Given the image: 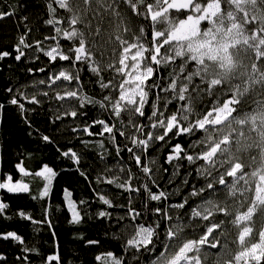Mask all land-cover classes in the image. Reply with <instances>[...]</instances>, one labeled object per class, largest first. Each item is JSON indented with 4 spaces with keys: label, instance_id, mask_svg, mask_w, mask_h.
Listing matches in <instances>:
<instances>
[{
    "label": "snow or ice",
    "instance_id": "snow-or-ice-1",
    "mask_svg": "<svg viewBox=\"0 0 264 264\" xmlns=\"http://www.w3.org/2000/svg\"><path fill=\"white\" fill-rule=\"evenodd\" d=\"M44 6L45 13L32 27L23 14L27 6L19 14L17 9L0 8V30L14 16L23 21L15 24L23 29L18 40L9 45L0 42V73L5 67L12 71L9 61L27 65L21 69L22 80L0 77V124L14 109L18 123L39 145L37 151L52 146L58 153L48 162L34 159L35 167L29 170L31 164L24 159L32 158V153L11 161L0 147V192L17 200L12 204L11 197L0 196V264H36L37 260L38 264H74L66 259L58 240L61 218L56 213L62 209L69 213L64 219L74 227L105 221L95 234L76 237L85 248L102 249L94 256L98 264H176L169 256L176 235L185 224L200 219V205L208 198L205 191L211 194V189L202 191L199 183L203 157L190 163L199 152L193 138L199 130L190 133L187 121L171 116L178 112L175 101L167 108L157 103L153 110L152 103L161 94L158 86H147L156 85L153 78L145 86L147 103L139 96L132 101L125 98L122 83L127 77L116 71L115 64L106 67L92 43L73 31L77 25L67 19L60 0H44ZM170 117L176 121L172 127H168ZM158 157H163L160 164ZM70 170L89 184L94 195L74 198L75 190L63 187L62 203L52 204L59 178ZM24 197L37 202L38 208ZM21 225L31 226L33 235L28 236ZM44 229L49 233L46 241L40 239ZM111 229H115L111 239H104ZM112 239L119 252L109 250ZM208 240L205 249H193L189 257L210 248L211 237ZM49 242L51 248L46 250ZM243 264H264V253L257 250Z\"/></svg>",
    "mask_w": 264,
    "mask_h": 264
},
{
    "label": "trees",
    "instance_id": "trees-1",
    "mask_svg": "<svg viewBox=\"0 0 264 264\" xmlns=\"http://www.w3.org/2000/svg\"><path fill=\"white\" fill-rule=\"evenodd\" d=\"M165 3V0H60L67 19L75 21L77 25L73 31L81 33L87 42L92 43L93 51L104 57L106 67L115 64L116 71L124 74L122 58L125 50L132 46L144 48L145 60L152 70L150 78L156 80L155 86H147L149 89L157 86L161 89V94L152 103L153 110L157 103H163L167 108L168 102L175 101L178 112H172L171 116L179 115L182 121H187L190 133L193 129L199 130L193 137L200 146L199 152L190 163L195 164L203 157L198 169L199 183L203 185L202 191L211 189V194L205 191L208 198L200 208L209 206L210 210L200 214L199 209L200 219L183 226L184 230L176 235L170 258L185 242L209 237L210 242L217 245L213 248L214 252L233 255L238 238L234 217L240 204L234 195V178L227 173L232 164L239 165V175L264 165V132L260 134L245 122L258 106L264 104V0H192L190 8L178 10H165ZM211 3L218 4V12L211 19L201 21L192 37L182 41L170 40L171 33L181 21L193 15L194 8H203ZM25 6L27 9L23 14L29 17L28 27H32L38 16L45 13L44 0H0V8L17 9L18 14ZM157 13L160 15L155 16ZM22 22V19L17 21L15 16L12 20L4 21L0 42L9 45L18 40L23 29H17L15 24ZM81 25L82 28L79 27ZM153 47H156V51ZM9 63L12 64V71L5 67L0 77L13 82L22 80L21 69L27 65L13 61ZM40 66L44 65L41 63ZM150 78L143 87L145 103L149 100V91H145V86ZM226 102H230L231 118L236 120L217 125L213 131L197 128L198 123ZM18 121L15 110L9 109L4 115L3 124H0V147L6 153V160L15 161L18 155L26 157L27 153H32V158L24 159L26 165L31 164L29 170H32L35 167L34 159L42 158L48 162L50 157L58 156L52 146L37 151L39 145ZM175 123L170 117L168 127ZM40 127L43 128V125ZM214 145L218 146L215 153L218 162H209L204 156ZM162 162L163 157H158V164ZM164 167L169 166L165 164ZM164 180H167V174ZM176 183L179 184V181ZM59 185L52 204L62 203L60 194L63 187L74 189V198L94 195L89 184L74 170H70V174H63L59 178ZM183 191L186 194L188 189ZM0 196L7 198L11 194L0 192ZM197 198L201 199L199 194ZM23 199L38 208L37 202L30 201L28 197ZM8 202L15 204L17 200L11 197ZM95 206L100 207L98 204ZM56 215L61 218L57 221V232L66 259L74 261V264H98L94 262V256L102 249L85 248L76 237L81 233L95 234L105 221L94 220L74 227L64 219L69 216L66 209ZM21 227L28 236L33 235L31 226ZM113 231L115 229H111L103 238L111 239ZM48 237L49 233L44 229L40 239L46 241ZM50 248L49 242L45 249ZM109 250L120 251L115 239L111 240Z\"/></svg>",
    "mask_w": 264,
    "mask_h": 264
},
{
    "label": "rangeland",
    "instance_id": "rangeland-1",
    "mask_svg": "<svg viewBox=\"0 0 264 264\" xmlns=\"http://www.w3.org/2000/svg\"><path fill=\"white\" fill-rule=\"evenodd\" d=\"M165 10L167 9H188L192 4V0H165ZM219 10L217 3H211L203 8H194L192 16L181 21L177 28L171 33L170 40L182 41L192 37L199 23L203 20H209ZM161 13V12H160ZM155 14V16L160 15ZM156 51V47H153ZM156 53V52H155ZM154 59V57H153ZM122 71L127 77L124 80V96L132 101L136 96L145 103L144 83L152 76V70L148 67L145 60V50L142 47H129L125 50L122 58ZM125 69H128L125 72ZM232 107L230 102H226L219 109L211 112L203 121L197 124V128L213 131L217 125L226 123L227 121L236 120L231 118ZM246 123L251 124L253 130H257L260 134L264 132V104L252 112ZM172 124V122H171ZM170 124V125H171ZM218 146L214 145L204 156L209 162H218L215 153ZM219 168L218 166H216ZM239 165L232 164L228 175L233 176L234 186L239 205L238 211L235 213L236 228L238 233L237 248L233 255L225 253H216L213 248L217 245L211 243V247L204 251H198L189 257V253L193 249H205V245L209 244L208 239L201 241L190 240L179 247L177 252L171 259L176 264L181 260L189 261V264H243L250 257H255L257 250L264 253V165L250 173L238 174ZM230 188V187H229ZM241 208V209H240ZM210 210L209 206L200 208V214Z\"/></svg>",
    "mask_w": 264,
    "mask_h": 264
}]
</instances>
